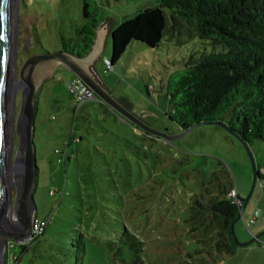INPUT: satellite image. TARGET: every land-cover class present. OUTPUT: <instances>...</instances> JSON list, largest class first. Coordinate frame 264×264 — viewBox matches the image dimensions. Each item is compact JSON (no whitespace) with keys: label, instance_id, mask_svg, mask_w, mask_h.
I'll return each mask as SVG.
<instances>
[{"label":"rangeland","instance_id":"1","mask_svg":"<svg viewBox=\"0 0 264 264\" xmlns=\"http://www.w3.org/2000/svg\"><path fill=\"white\" fill-rule=\"evenodd\" d=\"M96 1L111 27L157 6V0ZM14 2L19 73L30 57L62 51V36L71 37L73 29L81 25L83 0ZM112 51L110 38L104 56H112ZM211 51V46L197 37L185 34L174 39L165 33L159 48L133 42L112 70L99 69L113 95L126 99L134 113L146 115V119L140 117L154 129L176 136L171 141L150 138L119 116L105 114L97 101L77 111L65 85L67 77L58 73L51 79L46 71L37 96L34 198L35 217L49 220V225L40 241L27 244L22 255L19 245L11 250L8 263L63 264L82 238L86 246L83 264H264V234L249 245L236 243L234 255L221 256L196 242L195 233L189 232L192 223L186 222L190 196L204 184L217 179L231 181L238 196L246 199L254 180L248 151L225 128L199 126L179 136L181 128L165 115L169 81L181 76L191 55ZM14 85L17 119L24 87ZM73 137L83 139L67 149ZM18 146L15 132L14 155ZM74 148L77 157L64 163L57 150L70 154ZM250 149L256 168L263 171L264 142H254ZM18 172L19 168L17 172L10 169L12 180ZM15 195L13 187V198ZM256 211L261 213L260 225L253 227L250 220ZM263 216L264 182L258 181L241 222L235 226L240 244L264 232ZM124 233L145 244L140 258L121 246ZM7 252L8 246L0 249L1 264ZM14 253L21 256L17 262L12 261Z\"/></svg>","mask_w":264,"mask_h":264},{"label":"trees","instance_id":"2","mask_svg":"<svg viewBox=\"0 0 264 264\" xmlns=\"http://www.w3.org/2000/svg\"><path fill=\"white\" fill-rule=\"evenodd\" d=\"M104 21L96 0H83L81 25L73 29L71 37L62 36V51L86 57ZM165 33L174 39L185 34L197 37L212 48L210 53L191 55L181 76L169 81L165 113L169 120L181 131L196 124L223 121L245 143L264 142V0H157L156 7L126 17L113 28L111 67L118 65L133 42L159 48ZM121 102L128 107L124 100ZM99 103L105 114L110 112ZM82 107L75 108L79 111ZM72 139L80 142L83 138ZM257 177L264 182V170L257 169ZM233 190L231 181L217 179L190 196L186 222L193 227L189 232L195 233L196 242L221 256L234 255L238 248L231 225L241 204L232 196ZM78 242L63 264H83L86 246L82 238ZM18 245L22 249L19 255L26 251L27 244L8 242L4 264H10L8 256ZM121 246L139 258L145 248L129 233L123 234ZM19 255L14 253L12 261L17 262Z\"/></svg>","mask_w":264,"mask_h":264},{"label":"water","instance_id":"3","mask_svg":"<svg viewBox=\"0 0 264 264\" xmlns=\"http://www.w3.org/2000/svg\"><path fill=\"white\" fill-rule=\"evenodd\" d=\"M14 7V0H0V249L10 241L26 245L33 239L32 229L36 211L34 191L38 171L35 145L37 96L41 85L40 78L45 75L47 70L51 76L50 68L54 65L61 64L74 74L94 92L97 102L107 106L128 125L152 138L164 141L176 139V136L171 137L163 131L154 129L138 114L125 107L90 68L92 63L88 64V62L95 50L101 26L96 32L92 50L86 57L79 58L65 51L38 54L24 62L18 73L16 37L13 29ZM14 84L24 87L22 104L17 119L14 111ZM201 125H215L225 128L248 151L254 170L253 185L250 194L241 205L237 218L232 222L231 234L234 241L239 245L254 243L260 239L264 232L246 244H240L235 234V226L242 220L245 208L258 182L257 168L250 145L239 139L223 121L193 125L189 129L181 131L179 136H185ZM15 132L19 139L16 155H14ZM13 161L15 165H18L17 162L21 163L20 172L14 180L10 177V166ZM13 187L16 188L15 198H13ZM1 262L2 254L0 253V264Z\"/></svg>","mask_w":264,"mask_h":264},{"label":"crops","instance_id":"4","mask_svg":"<svg viewBox=\"0 0 264 264\" xmlns=\"http://www.w3.org/2000/svg\"><path fill=\"white\" fill-rule=\"evenodd\" d=\"M113 28L114 27H111V25L109 24V22H108V20H106V21H104L103 22V24L101 25V28L99 29V37H98V39H97V41H96V45H95V50H94V52H93V55H92V57H91V60H89V62H88V64L89 63H92L91 65H90V68L92 69V71L93 70H95V71H93L95 74H96V76L98 77V79L101 81V82H103L104 83V81H102V78H101V75H100V73H99V69H101V66H103L104 67V64H103V60H105V59H109L110 57H111V55H107L106 57L104 56V54H105V50H106V46H107V44H108V41H109V39L111 38V32H112V30H113ZM105 69V68H104ZM50 73H51V79L53 78L54 79V77H55V75H57L58 73L59 74H61V75H63V76H66L67 77V81H66V84L65 85H67L68 84V82H70L71 80H73L74 78H76L75 77V75L74 74H72L71 72H69L64 66H62L61 64H57V65H54L53 67H51L50 68ZM71 74V75H70ZM61 75H58L57 76V78H56V80L57 81H60L61 79ZM105 85H107V83H104ZM109 84V83H108ZM110 86V87H109ZM107 88L110 90V89H112V87H111V85L109 84V85H107ZM111 91V90H110ZM111 93H112V91H111ZM113 94V93H112ZM120 101L121 100H124L125 102H126V104L128 105V109L129 110H131V111H133V109H132V106L130 105V103L126 100V99H124V98H118ZM122 103V102H121ZM125 106V105H124ZM126 107V106H125ZM109 109V108H108ZM109 113H111V114H114V112H112L110 109H109ZM139 116H142V117H145V119H146V115H144L143 113L141 114V115H139ZM141 117V118H142ZM142 119H144V118H142ZM144 119V120H145ZM35 124H36V122H35ZM77 141H79V140H77ZM79 143V142H75V141H73L72 139L66 144V147H67V149H69L70 148V146H71V144L72 143ZM57 151H59V150H57ZM63 155H65L67 158L63 161V159H62V161L63 162H66L67 161V159L69 160V159H71V160H73L74 158H76V149L74 148L73 149V151L69 154V153H63ZM73 155H75V157L74 158H72V156ZM238 193V192H237ZM239 222H241V221H239ZM244 222L246 223L247 222V220L245 219L244 220ZM243 222V223H244ZM248 224V223H247ZM258 225H260V223L259 224H257V225H255V227L256 226H258Z\"/></svg>","mask_w":264,"mask_h":264},{"label":"built area","instance_id":"5","mask_svg":"<svg viewBox=\"0 0 264 264\" xmlns=\"http://www.w3.org/2000/svg\"><path fill=\"white\" fill-rule=\"evenodd\" d=\"M103 64H104V67H105V70L106 71L107 70L110 71V70L113 69L111 67V63H110V60L109 59L103 60ZM67 89L69 91V94L72 96V98L76 102V107H78V109L82 105H84V104H87V103H91L93 101H96V96H95L94 92L87 85H85L80 79H78V78H74L73 80H71L70 82H68ZM73 141L76 142L77 140H73ZM57 152L60 155L63 156V161L67 158L60 151H57ZM74 157H75V155L72 156V158H74ZM232 196L234 197V199H235V201L237 203H239V204L242 205V200L243 199H241L238 196V193H237L236 189L232 191ZM260 219H261V213L259 211H256L251 216V220H250L251 225H253V227H255V225H257V224L260 223L259 222ZM263 222H264V216H263ZM48 225H49V220H47V219H40V218L35 217L34 223H33V229H32V232H33V239H32V241L39 240L44 235V233H45ZM6 246H8V243H7ZM14 259H15V257H14Z\"/></svg>","mask_w":264,"mask_h":264},{"label":"bare ground","instance_id":"6","mask_svg":"<svg viewBox=\"0 0 264 264\" xmlns=\"http://www.w3.org/2000/svg\"><path fill=\"white\" fill-rule=\"evenodd\" d=\"M17 164L18 165H15V166H10V169L12 170V171H14V172H17V170H18V168H20L21 167V163L20 162H17ZM20 171V170H19ZM19 173V172H18ZM17 173V174H18Z\"/></svg>","mask_w":264,"mask_h":264},{"label":"flooded vegetation","instance_id":"7","mask_svg":"<svg viewBox=\"0 0 264 264\" xmlns=\"http://www.w3.org/2000/svg\"><path fill=\"white\" fill-rule=\"evenodd\" d=\"M144 120V119H143ZM145 121V120H144ZM146 122V121H145ZM138 130V129H137ZM144 134V133H143ZM146 135V134H145ZM149 137V136H148ZM150 138H152V137H150ZM154 139H157V138H154ZM158 140H161V141H164V140H162V139H158Z\"/></svg>","mask_w":264,"mask_h":264}]
</instances>
